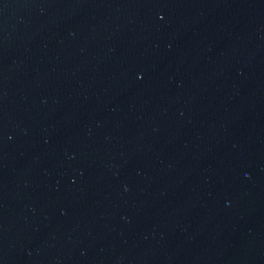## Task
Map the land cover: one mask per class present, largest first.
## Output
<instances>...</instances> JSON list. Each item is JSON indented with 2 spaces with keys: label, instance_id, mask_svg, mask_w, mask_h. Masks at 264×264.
I'll return each mask as SVG.
<instances>
[{
  "label": "water",
  "instance_id": "water-1",
  "mask_svg": "<svg viewBox=\"0 0 264 264\" xmlns=\"http://www.w3.org/2000/svg\"><path fill=\"white\" fill-rule=\"evenodd\" d=\"M0 264H264V0H0Z\"/></svg>",
  "mask_w": 264,
  "mask_h": 264
}]
</instances>
